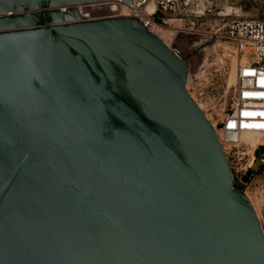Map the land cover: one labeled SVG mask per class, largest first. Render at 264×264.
<instances>
[{
	"label": "water",
	"instance_id": "water-1",
	"mask_svg": "<svg viewBox=\"0 0 264 264\" xmlns=\"http://www.w3.org/2000/svg\"><path fill=\"white\" fill-rule=\"evenodd\" d=\"M98 1L0 0V264H264L185 60Z\"/></svg>",
	"mask_w": 264,
	"mask_h": 264
},
{
	"label": "built area",
	"instance_id": "built-area-1",
	"mask_svg": "<svg viewBox=\"0 0 264 264\" xmlns=\"http://www.w3.org/2000/svg\"><path fill=\"white\" fill-rule=\"evenodd\" d=\"M100 2H109L115 7L114 17L137 19L152 32L174 23L200 22L209 16L217 17L212 25L214 35L234 48L238 61L230 107L217 120L205 114L228 158L233 188L245 184L244 178L248 176L250 179L255 162L264 163V155L260 158L256 155L257 150L264 147V0L263 16L254 19L237 15L234 8L228 6L229 0ZM246 133L257 135L261 142L253 147L243 138Z\"/></svg>",
	"mask_w": 264,
	"mask_h": 264
},
{
	"label": "rangeland",
	"instance_id": "rangeland-1",
	"mask_svg": "<svg viewBox=\"0 0 264 264\" xmlns=\"http://www.w3.org/2000/svg\"><path fill=\"white\" fill-rule=\"evenodd\" d=\"M262 1L229 0L228 6H232L242 18H261ZM223 12L227 13L225 10ZM216 18L209 16L200 22L186 21L165 27L173 34H170L168 41L180 51L189 68V92L205 106V113L214 120L221 118L230 107L234 86V80L230 81V77L235 68L233 64L236 66L238 61L234 48L214 35L212 25ZM196 63L200 67V74L195 72ZM256 155L258 158L263 156L264 147H260ZM252 170L250 179L236 188L249 197L264 233V163L257 160Z\"/></svg>",
	"mask_w": 264,
	"mask_h": 264
},
{
	"label": "bare ground",
	"instance_id": "bare-ground-1",
	"mask_svg": "<svg viewBox=\"0 0 264 264\" xmlns=\"http://www.w3.org/2000/svg\"><path fill=\"white\" fill-rule=\"evenodd\" d=\"M74 10L78 16L79 19L81 20H92V19H99V18H108V17H114V11L115 7L113 5H109V2H92L89 4H78L74 6ZM230 10V8L228 7V11ZM240 12V11H238ZM157 36H159L164 42L165 44H167V46H169V48H171L176 54H178L180 57H183L180 53V51L178 49H175L170 42L168 41V38L170 36V33L168 30L161 28L158 31H153ZM173 35V34H171ZM236 64H237V60H236ZM233 66L235 68H233L232 71V75L230 77V81L234 80L235 82V70L236 66L235 63L233 64ZM195 72L197 74H200V67L199 65L196 63L195 64ZM187 89H188V85H187ZM191 96L194 98V100L199 104L200 108L205 112V106H203L196 98L195 96L190 93ZM207 114V113H206ZM209 116V115H208ZM243 138L248 141L249 143H251L253 145V147H255L257 144H259L261 142V139L253 134V133H246L244 134Z\"/></svg>",
	"mask_w": 264,
	"mask_h": 264
}]
</instances>
